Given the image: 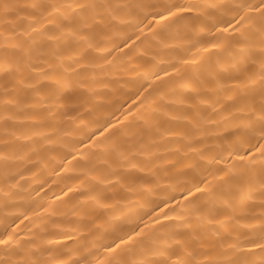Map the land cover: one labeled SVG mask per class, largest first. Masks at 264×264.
<instances>
[{"label":"bare ground","instance_id":"1","mask_svg":"<svg viewBox=\"0 0 264 264\" xmlns=\"http://www.w3.org/2000/svg\"><path fill=\"white\" fill-rule=\"evenodd\" d=\"M0 264H264V0H0Z\"/></svg>","mask_w":264,"mask_h":264}]
</instances>
